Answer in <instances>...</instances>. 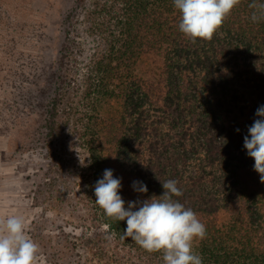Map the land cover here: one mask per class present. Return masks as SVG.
I'll list each match as a JSON object with an SVG mask.
<instances>
[{
  "label": "trees",
  "instance_id": "trees-1",
  "mask_svg": "<svg viewBox=\"0 0 264 264\" xmlns=\"http://www.w3.org/2000/svg\"><path fill=\"white\" fill-rule=\"evenodd\" d=\"M253 3L264 0H242L211 42L193 43L173 0H94L70 17L59 56L41 63L26 59L40 38L28 37L20 3L0 0V123L49 152L35 194L54 221L29 233L45 264H164L95 203L105 169L122 178L126 207L162 195L157 178L178 181L174 199L207 229L196 243L203 264H264V183L244 147L264 105V20L253 22Z\"/></svg>",
  "mask_w": 264,
  "mask_h": 264
},
{
  "label": "clouds",
  "instance_id": "clouds-1",
  "mask_svg": "<svg viewBox=\"0 0 264 264\" xmlns=\"http://www.w3.org/2000/svg\"><path fill=\"white\" fill-rule=\"evenodd\" d=\"M180 13L179 31L195 43L211 42L232 11L242 0H173ZM253 22L264 20V3L251 5ZM254 123L244 137V147L253 158L254 170L264 183V105L257 111ZM239 131V129H237ZM163 194L142 201L126 202L120 195L122 178L105 169L94 186L95 203L113 221H126L124 236L133 239L149 253H160L164 264H203L196 243L207 236L206 226L190 207L178 199L182 190L178 181H161ZM133 189L147 193V185L134 181ZM28 223L22 215L0 216V264H37L39 246L28 235Z\"/></svg>",
  "mask_w": 264,
  "mask_h": 264
},
{
  "label": "rangeland",
  "instance_id": "rangeland-1",
  "mask_svg": "<svg viewBox=\"0 0 264 264\" xmlns=\"http://www.w3.org/2000/svg\"><path fill=\"white\" fill-rule=\"evenodd\" d=\"M94 0H18L19 16L22 26L30 38L38 34L39 40L28 43L26 59L34 56L39 62H51L59 54L67 39V24L75 14L82 15L81 6L89 5ZM26 26V28H25ZM147 62L141 63V70ZM10 120V119H8ZM12 125L0 123V216L22 215L28 223V235L36 221L44 228L51 229L54 217L44 210L43 198L36 202L37 185L42 183V172L35 176L36 169L47 170L45 157L49 156L46 145L38 138H22L13 130ZM38 130V126L35 127ZM19 131V130H18ZM35 133V132H34ZM69 145L76 146L75 135L69 134ZM77 151L84 152L79 147ZM40 204V205H38ZM47 205V204H45ZM47 217L48 221L41 219ZM58 225V223H56ZM67 232L82 236L85 230L67 228ZM31 237V236H30ZM38 253L37 264H45L44 257Z\"/></svg>",
  "mask_w": 264,
  "mask_h": 264
}]
</instances>
